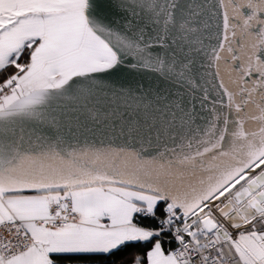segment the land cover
<instances>
[{
	"label": "snow or ice",
	"instance_id": "1",
	"mask_svg": "<svg viewBox=\"0 0 264 264\" xmlns=\"http://www.w3.org/2000/svg\"><path fill=\"white\" fill-rule=\"evenodd\" d=\"M0 264H264V0H0Z\"/></svg>",
	"mask_w": 264,
	"mask_h": 264
}]
</instances>
